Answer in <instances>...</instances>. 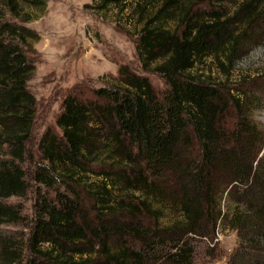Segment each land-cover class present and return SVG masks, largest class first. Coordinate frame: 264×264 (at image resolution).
<instances>
[{"label":"trees","instance_id":"obj_1","mask_svg":"<svg viewBox=\"0 0 264 264\" xmlns=\"http://www.w3.org/2000/svg\"><path fill=\"white\" fill-rule=\"evenodd\" d=\"M48 1L0 0V264H203L242 206L247 224L264 223V126L252 117L260 99L200 68L213 59L224 70L220 56L234 65L264 21V0L233 16L212 0H92L135 20L143 71L165 87L120 64L103 87L76 88L63 98L61 132L48 127L34 159L28 82L40 35L28 24ZM248 86H264V75ZM28 179L32 216L8 201L26 196ZM225 201L236 208L224 211ZM227 264H264V245L241 241Z\"/></svg>","mask_w":264,"mask_h":264},{"label":"rangeland","instance_id":"obj_2","mask_svg":"<svg viewBox=\"0 0 264 264\" xmlns=\"http://www.w3.org/2000/svg\"><path fill=\"white\" fill-rule=\"evenodd\" d=\"M249 0H212L224 14L233 16L239 6ZM92 0H49L45 15L28 26L34 29L40 39L34 44L32 58L36 72L28 82V89L35 96L36 119L30 141L26 147L27 156H39L38 142L48 127L57 133L56 119L60 115L65 95L73 90H90L103 87L112 78L118 76L120 64H128L137 74L149 78L157 90L164 89V81L158 75L143 71L135 46L139 27L131 19L127 11L119 9L99 12L94 8ZM264 7V2H263ZM207 10L205 5L199 8ZM238 58L233 64L225 56L224 70L208 59L200 68L217 82H223L229 88L239 86L242 91L253 92V97L260 99L253 110V121L264 126V86L253 89L250 82L264 75V21L250 39L236 54ZM234 67V68H233ZM259 164V173L264 176V151ZM25 172L34 167L29 159L23 165ZM29 187L23 199L11 198L8 201L21 204L24 214L33 215L34 181L28 179ZM236 206L225 201L224 211L230 212ZM238 220L222 221L218 228V250L215 258L205 259L203 264H227L234 250L242 241L248 245H264V223L247 224L245 219L250 216L242 206ZM237 226L239 229H232ZM243 225V226H242Z\"/></svg>","mask_w":264,"mask_h":264}]
</instances>
